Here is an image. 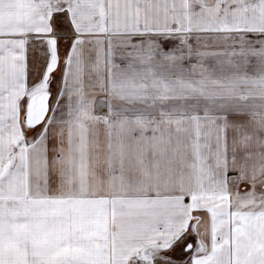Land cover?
Returning a JSON list of instances; mask_svg holds the SVG:
<instances>
[{
  "label": "snow or ice",
  "instance_id": "6c2138e0",
  "mask_svg": "<svg viewBox=\"0 0 264 264\" xmlns=\"http://www.w3.org/2000/svg\"><path fill=\"white\" fill-rule=\"evenodd\" d=\"M0 264H264V0H0Z\"/></svg>",
  "mask_w": 264,
  "mask_h": 264
}]
</instances>
